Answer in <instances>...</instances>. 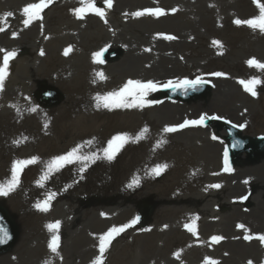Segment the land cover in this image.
Returning <instances> with one entry per match:
<instances>
[{
	"label": "rangeland",
	"instance_id": "1",
	"mask_svg": "<svg viewBox=\"0 0 264 264\" xmlns=\"http://www.w3.org/2000/svg\"><path fill=\"white\" fill-rule=\"evenodd\" d=\"M244 1L208 0V5L211 8L206 13L205 20L197 26L189 43L182 44L177 48V64L174 66V75L165 79L156 92H149L145 97L146 101H151L153 104L167 100L159 97V91L169 81L175 83L184 79L195 80L199 77L201 80L209 81L212 85L211 91L205 99L191 102L167 101L185 109L190 107L204 108L190 112V120H197L201 115L208 112L206 117H216V114H218L222 118L234 121V124L244 125V127H240L243 135L257 136L264 134V69L250 66L247 63L252 58L264 63V32L258 29L253 30L248 25L234 23L236 19L246 20L259 14V8L255 0L251 1L255 3L257 10L245 8ZM261 2L264 3V0H261ZM94 3L99 8L105 4L104 0H94ZM219 5L229 6V11H224ZM14 7L13 0H0V17H4L8 12L13 13V15L7 16L6 20L0 21V27L4 29L0 31V50L16 51V45H14L16 40L14 35L16 20ZM215 41L220 43L216 44ZM243 42H251L252 49L248 52H242ZM97 43L96 48H93L94 53H101L105 47L117 45L114 41H109L107 37L98 39ZM118 46L121 45L116 47ZM4 54V51H0V66L3 64ZM14 58L15 56L9 61L3 88L0 89V183H6L11 179L12 166L15 161H23L31 157H38L39 159L36 163L23 167L19 175L20 183L13 191L7 195H0V202L13 216L19 231L16 244L8 252L0 254V258L21 248L24 249L26 245V253L29 249L26 254L29 260H32L34 264H40L50 255L45 256L44 259L41 258L39 261L37 260L48 254V245L53 235L52 232L43 235L42 228L54 222L53 219L61 222L62 232L60 235L58 230L57 234L60 237L59 244H63L62 248L70 247L71 234L83 229L88 231L87 235L89 237L92 235V245L96 244L99 247V237L101 235L113 226L118 227L133 220L139 201L143 198L149 197L157 205L152 213V223L148 224L149 228L164 229V224L161 221L166 210L171 212L173 209L177 212L176 217L179 219L182 217L183 213L180 211L178 195L170 191L175 188H177L176 190H183L184 183L190 178L182 172V166L185 167L187 163L183 164L182 160L176 161V157H174L164 163L168 166L174 163L173 171L170 174H166L168 170L163 169L159 175H149L148 170L156 167V165H152L150 168L147 167L146 173L144 170L136 173L135 176H131L130 168L132 164L129 156L132 157L134 150L136 151L141 147L137 146L135 149H131L132 135L136 132L134 131L135 124L121 115L120 111L125 110V108L97 107L96 95L107 92L92 90L94 88L93 84L84 88L77 78L68 79L64 83H49L58 87L65 94L64 100L55 107L45 108L35 100L37 83L44 81L42 78L34 80L29 99H24L17 106L13 80ZM96 60L101 61L100 57ZM113 64H115V61ZM215 72H221L225 75H212ZM253 77L262 81L261 84L256 86L257 94L255 96L247 92L239 82ZM223 80H230L228 84H224L226 91L223 93L225 94L212 99L214 97L213 92H218L223 88L219 83ZM129 101H132L131 97ZM236 107V113H232L231 110ZM31 108H35V111H30ZM241 112L245 115L244 120L238 118V114ZM196 126L211 127V133H213L211 135L215 136L218 142H222V148L224 149L225 131L217 130L216 124ZM221 132H223V135ZM118 134H128L130 137L129 142L121 148L123 151L120 160L121 172H116L118 166L115 165L117 162L114 159L117 156L116 154L112 160L97 159L95 162H88V166L84 167L83 171H81L83 164L74 162L64 166L59 171L51 173L47 178H43L46 165L52 158L65 154L76 146H80L83 154L98 153L102 155L101 150L107 147L108 140ZM147 153L144 154V158ZM165 156H168V154ZM253 156V158H250L246 153H243L237 162H229L232 171L225 173L224 176H227L225 181L223 179L217 180L216 183L209 181L207 185L204 184L201 187L200 184L203 182L201 180L195 185L193 183L194 189L191 190L192 187L184 189L190 191L184 194L188 195L191 192L199 194L202 191L208 193L219 192L222 197V194H225L224 191H226L227 195L234 197L232 198V205L240 206L241 211L252 207V200L249 201L246 197L251 196L253 198L252 196H256L257 201L258 198L262 201L260 211L262 210L264 217V153L254 154ZM131 159L133 161L134 158ZM144 166L146 168L147 163H144ZM221 166L225 167L223 159ZM239 169H245L248 176H253V171L261 174V184L256 186V184L251 185L246 182L244 189H240L234 194L233 189L228 186H233V184H229L227 180L229 175ZM173 185L177 187L172 188ZM213 185H219V187H213ZM222 187L223 190H221ZM52 194H54V198L50 201L48 211H42L35 206ZM241 195L244 198L239 199ZM103 197L110 200L108 201ZM209 202L210 197L208 196L194 203L197 206V213L189 214L190 221L192 220L199 226L203 220L211 216L210 212L212 211L215 212L214 217L218 219L230 211L228 204H225V206L218 203L208 205ZM189 204L192 206L191 202ZM126 209L127 211H125ZM122 212L124 213L121 214ZM97 215L98 219L107 221L100 227L93 225L92 218ZM50 217L53 219H50ZM237 218L236 215L232 219L237 221L239 220ZM41 222H43V225H41ZM137 223L131 227L133 229H135L134 227L142 229L145 227ZM168 225L167 230L170 231L168 237L163 234L154 237L158 247L162 250L166 248L168 253V261L166 260L161 264H192L194 260V264H204V259L209 256V252H205L203 244L217 243L218 241H212L211 239L215 235L209 233V231H204L203 235L195 239L194 234L186 227L184 229H187V231L183 230L184 235H181V230L171 232V221ZM94 230L100 231L93 232ZM126 230L121 232L120 235ZM139 232L142 233L143 230H139ZM132 236H122L113 243L115 236L106 248L104 255H102V264H117L114 256L124 249L126 243V246L130 244L134 249L136 246L134 242H137V240ZM33 244L37 247L43 244L45 249H42L39 255L35 253L34 256L30 247ZM74 244L77 248L75 242ZM194 247H199L198 255L185 256L190 254V250ZM71 248H74V245ZM158 251H154L153 254L156 255L155 252ZM22 252L23 250L21 254ZM177 253H179L178 256ZM96 256H101L100 251H97ZM73 260V257L66 256L64 264H71ZM92 261L95 260L93 258L89 259L87 264H92ZM81 264H84V262Z\"/></svg>",
	"mask_w": 264,
	"mask_h": 264
},
{
	"label": "bare ground",
	"instance_id": "2",
	"mask_svg": "<svg viewBox=\"0 0 264 264\" xmlns=\"http://www.w3.org/2000/svg\"><path fill=\"white\" fill-rule=\"evenodd\" d=\"M38 2L39 0H13L16 19V40L14 41L16 55L13 80L17 106L24 99H29L33 82L38 78L52 84L64 83L68 79L77 78L84 88L93 84L92 90L97 92L117 90L129 79L142 82L152 81L157 84L158 89L165 79L175 73L177 48L182 44L189 43L195 29L205 20V15L211 8L208 5V0H112L111 7H108L106 3L100 7L104 11L103 17L95 12L86 11L82 18H78L75 10L83 7L81 0H52V3L41 12L40 19L25 26L23 20L26 17L22 9L30 3ZM219 7L223 8L224 11H229L227 5H219ZM244 7L257 10L255 3L251 0H245ZM149 8H162L164 14L160 16L134 15L138 11ZM172 9H176V11L173 12ZM168 35L175 37V39H167L166 36ZM105 37L109 41L121 45L118 47L123 50L122 57L115 61V64H113L114 62L103 63L104 61L93 58V48H96L98 39ZM243 44L241 46L242 52H248L252 49L251 42H243ZM117 45L108 47H116ZM69 47H71V51L68 55H64L65 49ZM98 73H103L105 79H100ZM229 81L219 82L223 88L218 92H213L214 97L212 99L225 94L223 93L226 91L224 84H228ZM151 92L154 93V91ZM201 108L190 107L185 109L164 100L162 103H146L143 107L136 106L120 111L125 119L135 124L134 131L136 132L132 135L131 149H135L137 146L141 147L136 151L134 150L132 157L129 156L132 164L131 176H135L136 173L144 170L146 173L147 167L150 168L152 165H167L164 170H168L166 174H170L173 171L174 163L170 166L164 163L176 157V161L182 160L183 164L187 163L185 167L182 166V172L190 178L184 183L183 190H176L177 188H175L170 191L178 195L180 211L183 213L182 217L180 219L176 217L177 212L173 209L171 212L166 210L161 221L164 224L163 230L149 228L147 225L143 229L129 227L126 232L117 235L113 243L122 236L131 237L133 235L134 239L137 240L134 242L136 245L134 249L130 244L126 246V243L124 249L114 256L117 264H161L166 260L168 261L166 248L163 250L159 248L154 237L162 234L168 237L170 231L167 228L170 221L171 232L181 230V235H184L183 230L187 231L184 229L185 225L193 223L192 220L190 221L189 214L197 213V206L194 203L208 196L210 197L208 205L218 203L225 206L228 204L230 211L218 219L214 217L215 212L210 210L212 212H210L209 218L203 220L199 226L195 224V232H192L195 239L203 235L204 231L222 237L215 244H203L205 252H209V256L204 259V264L206 260L214 262V264H249V262L251 264H264V242L257 238L259 235H264V217L262 210L260 211L261 199L258 198L257 201L256 196H252L253 198L251 196L246 197L249 201L252 200V207L241 211L240 206L232 205V198L234 197L227 195L226 191L222 197L219 192L202 191L199 194L192 192L188 195L184 194L190 192L184 189L191 187V190L194 189L193 183L195 185L198 181L203 180L200 184L202 187L204 184L207 185L209 181L216 183L219 179L225 181L227 177L224 176L226 172L221 166V161L224 160L223 145L222 142L213 138L211 127L189 125L171 133L163 131L167 126L179 125L185 120H190V112L201 110ZM236 110L237 107L233 108L231 112L236 113ZM216 115L221 117V115ZM238 118L244 120L245 115L241 112L238 114ZM231 122L235 123L232 120ZM145 129L146 132L143 131ZM221 133L223 135V132ZM137 136L142 138L136 139ZM161 141L164 142L160 143ZM146 152L148 153L144 158ZM122 154L123 151L120 149L114 158L117 161L115 165H118L116 172L122 171L120 167ZM166 154L168 156H165ZM131 158H134L133 161ZM144 163H147L146 168ZM253 172V176H248L245 169H239L228 176L227 182L232 183L233 186L227 185L236 194L238 190L244 189L246 182L251 185L256 184V186L261 184L262 175ZM148 174H153L152 169L148 170ZM174 187L177 186L173 185L172 188ZM242 198H244L243 195L239 197V199ZM190 202L192 206H190ZM236 215L239 219L237 221L232 219ZM53 221L55 222L54 219ZM92 221L96 227L107 222L98 219V215L93 216ZM238 225H244V227L240 228ZM139 230H143V232L140 233ZM42 231L43 235L50 234L47 226H44ZM98 231L100 230L93 232ZM59 232L61 235V226ZM87 233L86 229L73 232L70 247L62 248L63 244L60 243L56 253L48 248V254L39 256L40 258L37 260L44 259L49 254V257L40 264H64L66 256L74 258L71 264L83 262L87 264L91 258L96 260L99 247L96 244L92 245V235L89 237ZM245 236L252 238L245 239ZM72 245L74 248H71ZM30 247L34 256L35 253L39 255L42 249H45L43 244L38 247L33 244ZM156 250L159 251L155 252L156 255H154L153 252ZM198 250L199 247H194L190 250V254L185 256L198 255ZM28 252L29 249H27ZM27 253L25 245L24 249L21 248L2 256L0 264H34L32 260H29Z\"/></svg>",
	"mask_w": 264,
	"mask_h": 264
},
{
	"label": "snow or ice",
	"instance_id": "3",
	"mask_svg": "<svg viewBox=\"0 0 264 264\" xmlns=\"http://www.w3.org/2000/svg\"><path fill=\"white\" fill-rule=\"evenodd\" d=\"M83 7L76 9L75 13L78 18H82L83 14L86 11H92L95 12L97 15L103 17L104 11L102 8L96 7L94 0H81ZM104 2L107 4L108 7L112 6V0H104ZM257 7L259 8V14L253 18L241 20L236 19L234 21L237 25H248L253 30H259L261 32H264V3L261 2V0H255ZM50 3H52V0H39L38 3H30L26 5L22 12L24 16L26 17L23 20V23L25 26L32 23L34 20L41 18V12L44 8H46ZM173 12L176 11V9H172ZM145 14H150L154 16H160L164 14V9L162 8H149L144 9L142 11H138L134 13L136 16H142ZM13 13L8 12L4 15V17H0V21L6 20L7 16H11ZM4 29L0 27V31H3ZM15 35V33H14ZM167 39H175L173 36H166ZM214 43L219 44V41H215ZM4 51L3 56V64L0 66V89L3 88V83L7 74V69L9 65V61L16 55L14 51H6V50H0ZM71 51V47L65 49L64 55H68ZM43 54V52H41ZM101 56L100 52L94 53L93 58L98 59ZM247 63L250 66H255L260 69H264V63L259 62L255 58H252L247 61ZM100 79H105V76L103 73L97 74ZM212 75L215 76H223L224 73L221 72H215L212 73ZM95 82V81H93ZM244 89L251 93L253 96H255L256 93V86L261 84L262 81L256 77H253L248 80H240L239 81ZM204 83L203 80H201L199 77L195 80H189L184 79L182 81H177L175 84H173L172 81H169L167 84L163 85V87L170 88V87H176L181 88L187 91L189 88L195 90L199 85H202ZM157 84H155L152 81L142 82L140 80H133L129 79L127 80L119 89L109 91L104 94H97L95 97L96 100V106L97 107H104V108H131V107H143L146 103H152L151 101H146L145 97L147 94L151 91H155L157 89ZM132 98V102H129V98ZM30 111H35V108L29 109ZM214 119H220V117H212ZM207 119L206 115H201L199 119L197 120H185L183 123L175 126H167L163 129L165 133H171L178 131L180 129H183L189 125H203L205 123V120ZM239 127H244V125H240ZM146 132L147 130H143ZM142 138L141 136H137L136 139ZM216 138L215 136L213 137ZM130 137L128 134H118L116 136H113L110 140L107 142V147L103 148L102 155L98 153H91V154H83L81 151L80 146L73 147L70 151H68L65 154L56 156L52 158L46 165V170L44 172V177L47 178L51 173L55 171H59L61 168L68 164H72L74 162H81L83 164V167L81 168V171H83L84 167L88 166V162H95L97 159H107L112 160L117 152L126 144L129 142ZM164 141H161L160 143H163ZM236 145H233L235 147ZM39 158L38 157H31L27 160H17L14 162L12 166V176L9 181L6 183H0V195H7L9 192L13 191L20 183L19 175L22 171L23 167H25L28 164H34L37 162ZM224 171L230 172L232 171L230 164H229V157H228V149L225 148L224 150ZM167 165H157L155 168L152 169L153 174L159 175L160 172L166 168ZM138 183V181H136ZM213 187H219V185H213ZM54 198V194L49 195L47 199H45L41 203H37L35 206L42 210V211H48L49 210V204L51 199ZM139 217H136L133 219L130 223L124 224L121 226H113L110 228L106 233L101 235L99 237V251L101 253L100 257H97L96 260L93 262V264H102V255L105 252L108 245L111 243V241L115 238V236L119 235L121 232L125 231L127 228L131 227L133 224H135L138 221ZM61 222L55 221L52 223H49L47 225V228L50 232L53 233L51 237V242L49 243V248L53 253H56L59 247V241L60 237L57 234L58 230L60 228ZM185 227L190 232H195V223H190L185 225ZM238 227L243 228L244 225H238ZM8 238V232L6 228L3 226H0V243H3ZM251 236H245V239H251ZM261 242H264V235H259L257 237ZM212 241H219L222 239V237L219 236H213L211 237ZM177 256L179 253L176 254ZM205 264H214V262H211L209 260L205 261ZM251 264V262H249Z\"/></svg>",
	"mask_w": 264,
	"mask_h": 264
},
{
	"label": "water",
	"instance_id": "4",
	"mask_svg": "<svg viewBox=\"0 0 264 264\" xmlns=\"http://www.w3.org/2000/svg\"><path fill=\"white\" fill-rule=\"evenodd\" d=\"M121 50L106 52L107 59L115 60L119 58ZM105 57V56H104ZM41 91L37 94L38 101L44 106H55L63 99L61 91L54 87L47 86L45 83H40ZM209 93V86L206 83L199 85L195 90L189 88L187 91L181 88L171 87L169 90L162 92L169 98L180 99L183 101H190L195 98L205 97ZM209 122V120L207 121ZM218 128H225L228 132L227 149L229 158L235 162L238 156L246 151L250 157H253L255 152L257 155L264 153V137H249L243 136L237 126L230 125L226 121L218 122ZM233 145H236L233 147ZM154 204L148 205L144 208V220L149 219L150 211L153 209ZM0 226L6 228L8 238L0 243V252L8 250L14 245L18 230L15 222L8 214L7 210L0 204Z\"/></svg>",
	"mask_w": 264,
	"mask_h": 264
}]
</instances>
